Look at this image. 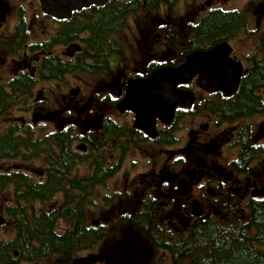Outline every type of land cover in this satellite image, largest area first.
Masks as SVG:
<instances>
[{"label": "flooded vegetation", "instance_id": "flooded-vegetation-1", "mask_svg": "<svg viewBox=\"0 0 264 264\" xmlns=\"http://www.w3.org/2000/svg\"><path fill=\"white\" fill-rule=\"evenodd\" d=\"M94 1L53 0L50 13L40 0H0V140L23 143L0 157V174L27 175L31 145L32 179L45 181L65 139L85 157H72V177L100 171L67 205L87 231L68 264H184L179 249L194 230L202 239L201 224L246 223L264 205V0ZM212 51L195 68L212 69L227 94L193 76L177 87L189 100L170 124L155 120L154 136L119 111L150 75Z\"/></svg>", "mask_w": 264, "mask_h": 264}, {"label": "trees", "instance_id": "trees-1", "mask_svg": "<svg viewBox=\"0 0 264 264\" xmlns=\"http://www.w3.org/2000/svg\"><path fill=\"white\" fill-rule=\"evenodd\" d=\"M22 145L19 138L1 139L0 157H15L16 149ZM58 146V154L49 155L52 159L45 181L16 171L0 174V200L4 192L11 194L10 202L1 206L0 222L4 221L12 230V238H0V264H68L85 242L87 231L82 224V210L73 211L67 205L71 194L84 195L98 183L100 171L96 170L91 178L72 177L69 169L72 157L80 163L85 157L69 152L65 139ZM29 147L34 150L29 159L38 157L36 146ZM57 194L66 196L63 204L46 211L42 204ZM35 202L39 204L38 211L32 206ZM72 220L73 229L56 232L61 222ZM201 225L202 239H198L194 230L188 245L179 249L180 257L186 260L184 264H264V205L257 206L246 223L206 221Z\"/></svg>", "mask_w": 264, "mask_h": 264}, {"label": "water", "instance_id": "water-1", "mask_svg": "<svg viewBox=\"0 0 264 264\" xmlns=\"http://www.w3.org/2000/svg\"><path fill=\"white\" fill-rule=\"evenodd\" d=\"M40 1L45 2L43 3L45 11L54 12L53 7H51L53 0ZM94 2V0H76V3L72 5V9H79ZM213 53L212 51L209 54L188 58L186 63L177 69H166L150 75L142 82L143 86L139 94L125 98L118 105L119 111L130 110L135 113L137 117L135 127L154 136L155 120L159 119L165 125L170 124L175 107L183 105L184 101L189 100V94H185L177 87L188 82L193 76H199V84L204 90L209 92L221 90L227 94V90L219 85V81L215 79L216 74L212 69L201 70L195 68L202 59L211 58ZM140 115H144V117H140ZM144 121L151 122L149 131L147 126L143 124Z\"/></svg>", "mask_w": 264, "mask_h": 264}, {"label": "rangeland", "instance_id": "rangeland-1", "mask_svg": "<svg viewBox=\"0 0 264 264\" xmlns=\"http://www.w3.org/2000/svg\"><path fill=\"white\" fill-rule=\"evenodd\" d=\"M78 77L80 78V75ZM86 80L87 81L90 80L91 82H95L98 79L97 78H88V79L86 78ZM14 165H18V163H12V166H14ZM39 168H40V161L35 157L28 164H26L23 167V171L26 172L27 175H29L30 177H34L37 179V174H38L37 171ZM10 195L11 194L9 192H4V194L2 195V198L0 200V218H3L1 206L3 203L10 202V199H11ZM32 206L36 211H38L39 204L37 202L33 203ZM0 238H2L4 240H9L10 238H12L11 227L5 226L4 221L0 222Z\"/></svg>", "mask_w": 264, "mask_h": 264}]
</instances>
